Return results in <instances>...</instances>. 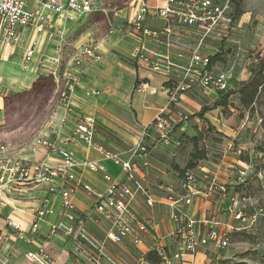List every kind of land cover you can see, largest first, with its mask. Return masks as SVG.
Listing matches in <instances>:
<instances>
[{"label": "built area", "instance_id": "obj_1", "mask_svg": "<svg viewBox=\"0 0 264 264\" xmlns=\"http://www.w3.org/2000/svg\"><path fill=\"white\" fill-rule=\"evenodd\" d=\"M234 4L235 0H141L126 16L115 13L118 17L111 19L110 34L133 42L128 57L138 73L136 92L145 104L161 92L165 93V101L152 121L141 129L138 140L127 150V158L98 143L99 122L93 114L82 115L68 136L69 141L84 142L88 149L119 165L124 173L121 180L113 178L100 162L88 157L79 160L72 148L61 145L55 126L37 143V147L47 148L48 154L56 157L53 163L33 162L16 154L6 141L0 142V264H10V254L16 250L18 240L26 237L28 242H33L44 223L49 227L47 239L37 251L26 253L29 261L38 264H61L53 257L51 247V238L58 233L72 242L81 264H121L108 254L106 242L125 241L140 248L149 237L154 241L148 252L140 254L138 264H214L220 259L231 246V232L241 228L218 218H199L191 206L199 195L210 197L212 192L226 195L228 184L212 177L209 185L201 187L199 167L186 169L180 177V191L168 190L160 202L167 205L174 224V229L164 237L157 234L150 220L138 214L134 203L138 197L144 198L149 207L159 203L147 187V169L153 150L161 145L181 147L183 137H176L177 131H182L195 118L207 121L184 109L183 95L196 89L214 94H227L233 89L236 76L224 67L220 58L225 57L233 36L242 31L241 23L235 19ZM104 10L98 0H0V53H13L20 47L25 33L32 32L22 55V70L52 79L58 92V106L72 110V100L78 90L84 89L87 95L94 96L101 93L98 89L86 88L83 74L86 68L104 60L103 50L97 42L77 44L57 29L58 23H78ZM36 35L57 41L54 54L42 53ZM152 76L162 77L159 85L154 84ZM257 157L261 159L262 155ZM254 164L248 168L256 166L257 161ZM77 168L102 172L107 188L98 190L84 182ZM249 171L240 169L237 182L246 181ZM38 184L48 185V196L34 208L29 229L33 235L28 238L22 224L5 215L4 209L11 193L22 192L26 185ZM79 190L94 200L85 213L77 211L74 200ZM55 198L59 199L60 207ZM250 200L249 196L231 198L228 209L236 220L243 218L241 208ZM55 215V221H49ZM88 217L106 230L101 242H96L87 231ZM63 219L72 223L68 225ZM167 237L174 239V249L165 242Z\"/></svg>", "mask_w": 264, "mask_h": 264}, {"label": "crops", "instance_id": "obj_2", "mask_svg": "<svg viewBox=\"0 0 264 264\" xmlns=\"http://www.w3.org/2000/svg\"><path fill=\"white\" fill-rule=\"evenodd\" d=\"M93 15L84 17L78 23L61 21L58 23L57 29L61 32H65L70 38L74 39L77 44L83 43L82 36L79 38L72 36L73 28L80 25L82 20ZM239 21H244L243 13ZM32 36V32H26L23 42L19 45L20 47H18L17 50L13 53H0L1 89L5 88L12 92H19L21 89L30 88L36 80L42 78L36 73L22 70V55ZM35 37H37L39 41L38 45H40V50L43 54H54L55 46L58 44L57 41H48L42 35H36ZM107 37L110 39H120L123 43L124 51H119L120 54H118V52L108 53L109 50L104 43L105 39L96 41L100 43L103 50L104 60L100 63H96V65L89 66L85 69L83 74L86 88H95L100 90L101 93L94 96L87 95L84 89L78 90L72 100V110H66L64 107H60L62 116L56 120L57 125L55 127L59 133L61 145L66 148H72L79 160H84L88 157L91 160L100 162L105 166L108 173H110L113 178L121 180L124 178V173L119 165L114 164L112 161L105 160L101 153L88 149L84 142L69 141L68 136L76 127L82 115L93 114V111L98 112L99 110L106 109L108 112H111L109 113L111 117L110 121H115V123H110V125L102 129V124L95 115L100 126L97 141L113 152L117 151L123 153V156L127 158V150L138 140V134L141 129L152 121L157 109L164 103L165 93L161 92L160 95L151 97L149 103L145 104L142 96L136 92L135 86L137 84L138 73L133 61L128 57L133 50V42L123 39L117 34L112 35V33L107 35ZM118 44L119 43H116L117 48L119 47ZM240 70L239 75H237L233 81V89H235L234 85L238 82H247L250 79V73L245 67L240 68ZM152 80L154 84L159 85L162 77L152 76ZM233 89L230 92H232ZM210 95H214V93H209L208 91L200 89L191 90V92L183 95L181 103L184 109L191 114L203 113L202 116L206 118L207 121L200 122L195 118L192 122L184 125L182 131H177L175 134L176 137H183V144L181 147L173 149L161 145L156 147L149 157L150 165L147 169V187L154 197L158 199L159 203L154 207H149L144 198L138 197L134 206L138 214L152 222V225L157 230V234L160 237H164V235L167 236L168 233L174 229V224L170 219L167 205L160 202H163L164 196L168 190H172L175 193L180 191L182 181L180 180L181 173L179 170L185 167L184 165L186 162L192 161L193 153L200 144L204 142L207 149H213L219 146L224 149L225 153L220 163L212 161L210 159V154H207V157L204 159L194 160L197 167H199V185L201 187L209 185V178L212 177H216L222 184L226 183L230 185L233 183V181L229 179L233 176L234 170L232 168L237 167L234 163H238V160L234 156H231L229 145L232 134L236 135V133L230 126H227L226 123H221V118L217 116L216 109L210 107L206 109L203 108L205 107V104L202 103L203 100ZM121 112L124 113V117ZM214 128L220 132L224 131V133H226L223 145L214 143L210 138L202 141L201 136L206 135V133L208 134L209 131ZM187 139L188 143L185 142ZM35 150V152L21 150L18 155H22L33 162L49 160L53 163L56 161V157H51V155L48 154L47 148L41 146L36 147ZM228 153H230V155H228ZM234 153L237 154V152ZM173 163H175V167L172 166ZM77 173L84 182H89L98 190H105L108 186L102 172L95 173L88 168H77ZM24 187L22 192L10 194V198L7 201L8 204L4 209V214L7 216L9 214L18 220L22 224L26 236L29 238L33 235L29 232V229L33 221L32 215L34 208L38 207L42 199L48 196V185L38 184L37 186L26 185ZM224 196L227 198V195H223L219 192H212L210 197L199 195L195 198L194 204L191 206V211L199 218H218L225 223L228 222L233 224V221H235L234 219L226 220L222 216H211L213 209L217 207V210L221 209V206L226 200V198H223ZM74 200L76 202L77 211L83 213L88 211L94 204V200L82 190L76 193ZM55 201L57 207H60L59 199L55 198ZM225 209L226 206H224L223 210ZM56 218V215L50 216L49 221H55ZM63 220L68 225L72 223L67 219ZM48 228V223L42 224L33 242H28L26 237L18 240L15 245L16 250L10 254V264H38L29 261L26 258V253L39 249L38 247L47 239L46 234L48 233ZM86 228L96 242H101L105 238L106 230L103 226L97 225L89 217L86 218ZM153 241L154 240L150 237L147 238L146 242L140 248L130 245L125 241L118 244L108 241L104 246H106L108 254L115 261L121 264H138V257L142 252H148L149 245H151ZM51 242L53 257L57 259L58 263L81 264L78 262V258L72 247V242L68 241L63 233L55 234V236L51 238ZM165 242L173 249L176 247L173 238L167 237ZM151 256L153 259H156L155 256Z\"/></svg>", "mask_w": 264, "mask_h": 264}, {"label": "rangeland", "instance_id": "obj_3", "mask_svg": "<svg viewBox=\"0 0 264 264\" xmlns=\"http://www.w3.org/2000/svg\"><path fill=\"white\" fill-rule=\"evenodd\" d=\"M98 1L105 10L97 11L93 16L82 20L80 25L73 28L72 36H82L83 42L90 43L105 39L108 53L120 54L119 51H124L122 41L107 37L110 34L111 19L118 17L115 13L126 16L128 10L135 9L141 0ZM238 6L244 19L243 22L239 21L242 23V31L233 36V42L226 50L225 57L220 60L235 76L239 75L240 68L245 67L250 73V79L235 84V89L229 94L210 95L202 102L205 104L203 108L216 109L221 123H226L236 133L232 134L229 145L231 156L238 160V163H234L237 167L232 168L234 173L229 179L233 183L228 185L227 198L221 209H213L211 216L234 219L233 224L241 229L231 232V246L214 264H264V0H235L233 7L235 13H238L235 19L240 20L242 15L239 8L237 10ZM115 42L119 43L118 48ZM92 113L101 122L102 129L115 123L110 121L111 112L106 109ZM121 114L125 116L124 113ZM61 116L58 92L52 79L39 78L30 88L21 89L19 92L5 88L0 90V142L6 141L16 154L21 150L35 152L40 138L50 133V129L57 125L56 120ZM225 137L224 131L214 128L208 134L202 135L201 139L203 141L210 138L214 143L223 145ZM185 142L188 143V139ZM218 147L207 149L203 142L197 150L205 151L206 157L210 154L212 161L220 163L225 151ZM258 154L262 155L261 159H258ZM256 161V166L248 168ZM192 163L196 162L193 160ZM172 166L175 167V163ZM184 166L180 168V173L190 168V162H186ZM244 168L250 170L247 180L238 183V171ZM234 195L251 198L241 208V220H236L234 213L228 209Z\"/></svg>", "mask_w": 264, "mask_h": 264}, {"label": "trees", "instance_id": "obj_4", "mask_svg": "<svg viewBox=\"0 0 264 264\" xmlns=\"http://www.w3.org/2000/svg\"><path fill=\"white\" fill-rule=\"evenodd\" d=\"M239 8V12L241 11V14L242 15V10L240 9V7L238 6L237 7V10ZM237 11L235 13V16H237ZM248 84V83H247ZM203 113H199L198 115L202 116ZM206 158V152L205 151H200V150H196L194 153H193V156H192V161H190V168L189 169H193L194 167H197L196 163H192L193 160H199V159H204ZM186 171V170H185ZM184 171V172H185ZM183 172V173H184ZM183 173H181V176L183 175Z\"/></svg>", "mask_w": 264, "mask_h": 264}]
</instances>
